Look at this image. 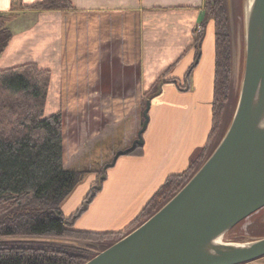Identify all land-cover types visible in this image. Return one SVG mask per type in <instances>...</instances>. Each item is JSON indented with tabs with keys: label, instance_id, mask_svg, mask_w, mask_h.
<instances>
[{
	"label": "crops",
	"instance_id": "crops-1",
	"mask_svg": "<svg viewBox=\"0 0 264 264\" xmlns=\"http://www.w3.org/2000/svg\"><path fill=\"white\" fill-rule=\"evenodd\" d=\"M37 1L0 0V15H15L0 70L36 64L50 72L45 116L62 111L66 95L78 97L80 112L88 96L85 106L102 113L113 152L123 151L142 125L145 93L161 81L150 100L141 155L118 158L105 173L97 200L108 191L114 195L98 202L93 222L77 226L122 227L134 221L167 177L187 170L207 145L214 82V38L211 42V31L206 34L207 22L198 63L189 71L198 53L193 32L200 27L203 0H70L72 11L21 10ZM135 191L142 193L134 197ZM80 192L65 211L77 207L85 188ZM135 199L127 215L113 211ZM248 264H264V257Z\"/></svg>",
	"mask_w": 264,
	"mask_h": 264
},
{
	"label": "trees",
	"instance_id": "trees-1",
	"mask_svg": "<svg viewBox=\"0 0 264 264\" xmlns=\"http://www.w3.org/2000/svg\"><path fill=\"white\" fill-rule=\"evenodd\" d=\"M73 9L70 0H40L21 10ZM202 10L201 31L193 32L192 46L199 51L206 22L212 20L214 82L207 145L187 170L166 178L134 221L120 233L73 229L74 221L97 193L96 183L74 214L65 218L60 212L62 201L80 183L84 173L64 167L62 113L44 114L50 72L36 64L0 70V264H85L159 211L206 162L230 124L232 49L228 0H203ZM14 17L0 15V56L10 41L8 23ZM160 84L158 81L145 93L141 111L146 101L159 92ZM102 146L103 142L99 148ZM141 153L142 147H136L128 155ZM100 175L101 170L97 179Z\"/></svg>",
	"mask_w": 264,
	"mask_h": 264
},
{
	"label": "water",
	"instance_id": "water-1",
	"mask_svg": "<svg viewBox=\"0 0 264 264\" xmlns=\"http://www.w3.org/2000/svg\"><path fill=\"white\" fill-rule=\"evenodd\" d=\"M199 56L200 52L189 71L197 65ZM151 98L142 112L137 138L102 168L96 191L101 190L107 169L114 167L118 158L143 147ZM263 122L264 0H254L246 14L240 94L223 138L159 211L85 264H248L263 258L264 237L236 247L211 245L213 239L264 208Z\"/></svg>",
	"mask_w": 264,
	"mask_h": 264
},
{
	"label": "rangeland",
	"instance_id": "rangeland-1",
	"mask_svg": "<svg viewBox=\"0 0 264 264\" xmlns=\"http://www.w3.org/2000/svg\"><path fill=\"white\" fill-rule=\"evenodd\" d=\"M246 4L247 0H228V17H229V30L231 36V49H232V68H231V83H232V95L230 99V108L228 113V122L230 123L236 109L238 102L241 83L243 78L245 48H246ZM211 31V42L214 38L213 21H207L206 34ZM88 96H83V100L80 104V112L77 111V99L78 97L72 95H66L64 97V108L62 111V135H63V164L67 169H79L84 175L80 183H78L71 193L62 201L60 205V212L63 217L68 218L74 214L79 207L84 203L85 198L91 191V187L97 182V173L107 164L110 163L113 158V144L111 139L107 140L104 134L108 131L106 127H103L102 113L95 109L88 111L86 106ZM146 104V103H145ZM145 109V108H144ZM143 109V110H144ZM47 115L51 112L46 113ZM141 128V127H140ZM140 128L138 130H140ZM105 138V139H104ZM104 139V140H103ZM100 141L103 142V146L99 148L100 144H96ZM130 144V143H129ZM128 144V146H129ZM127 146V148H128ZM130 147V146H129ZM99 148V149H98ZM126 148V149H127ZM104 161V163H101ZM113 169H107L106 174L110 173ZM105 182L102 183L105 184ZM85 188V193L82 195L80 203L72 211L69 208L65 209L71 203V197L73 195L81 194ZM103 190V189H102ZM99 191L92 198L88 204V208L74 221V229L80 232L91 233H119L124 227L132 221L122 227H116L115 229L105 228H93V229H81L78 228V223L83 221H90L92 218H96V215L100 212L98 202H106L108 197L114 195L111 191H108L103 198L98 201L97 199L103 193ZM142 192L135 191L134 197L141 195ZM83 194V193H82ZM81 196V195H80ZM70 200V202H68ZM102 203V204H103ZM136 199L132 203L124 202V206L121 208L116 207L114 212H119L122 215H127L131 212L136 205ZM143 208V207H142ZM141 208V209H142ZM140 209V210H141ZM120 210V211H119ZM139 210V211H140ZM63 211L66 212L63 214ZM107 206L103 208V212H107ZM68 212V213H67ZM139 213V212H138ZM137 213V214H138ZM136 217V216H135ZM134 217V218H135ZM88 219V220H86ZM134 220V219H133ZM264 237V208L240 222L233 229L225 233L221 239L223 243H235L243 244L248 243ZM84 247V245H82Z\"/></svg>",
	"mask_w": 264,
	"mask_h": 264
},
{
	"label": "bare ground",
	"instance_id": "bare-ground-1",
	"mask_svg": "<svg viewBox=\"0 0 264 264\" xmlns=\"http://www.w3.org/2000/svg\"><path fill=\"white\" fill-rule=\"evenodd\" d=\"M253 4H254V0H247L246 9H245L246 14H248L249 11L252 10ZM262 127L264 128V122L262 123ZM211 245L215 247H221V248L238 246V244H235V243H228V244L223 243L221 236H218L217 238L213 239V241L211 242ZM210 252L213 253L211 250Z\"/></svg>",
	"mask_w": 264,
	"mask_h": 264
},
{
	"label": "built area",
	"instance_id": "built-area-1",
	"mask_svg": "<svg viewBox=\"0 0 264 264\" xmlns=\"http://www.w3.org/2000/svg\"><path fill=\"white\" fill-rule=\"evenodd\" d=\"M196 32L199 33L201 31L200 27H196Z\"/></svg>",
	"mask_w": 264,
	"mask_h": 264
}]
</instances>
